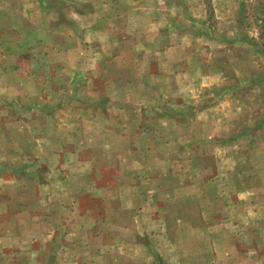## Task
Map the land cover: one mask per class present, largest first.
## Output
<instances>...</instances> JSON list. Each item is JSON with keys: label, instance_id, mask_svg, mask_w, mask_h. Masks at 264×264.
<instances>
[{"label": "rangeland", "instance_id": "obj_1", "mask_svg": "<svg viewBox=\"0 0 264 264\" xmlns=\"http://www.w3.org/2000/svg\"><path fill=\"white\" fill-rule=\"evenodd\" d=\"M96 1L78 48L0 0V213L56 234L31 264H264V0H123L119 44ZM28 28L67 49L12 53Z\"/></svg>", "mask_w": 264, "mask_h": 264}, {"label": "crops", "instance_id": "obj_2", "mask_svg": "<svg viewBox=\"0 0 264 264\" xmlns=\"http://www.w3.org/2000/svg\"><path fill=\"white\" fill-rule=\"evenodd\" d=\"M33 2L38 3V7L42 12H46L45 14H51L54 17H52L53 21H50L48 24L44 23V28H43V33L46 31H52L54 34L52 35L53 38L63 40L65 38V28L69 27L73 32L71 34V39L74 40L76 46L79 48L80 45L84 46V42L79 39V34L84 33V29L86 31L91 30V31H97L98 29L102 30L100 26L102 25L100 22L102 21V18H100V14L98 13V8L95 7V2L96 0H86V1H80V0H59L56 5H53L52 0H32ZM102 0L100 6L98 7H103L107 8L106 10V19L108 21V27L107 30L108 32V39L107 42L110 44H116L115 40L117 37V43L119 44L120 41H122L123 36L122 34L118 33L121 31V26H120V17L124 16L125 14H128L130 12L134 11V8L130 9H125L121 7L120 4H122L123 0ZM120 3V4H119ZM3 13V11H0V15ZM12 20H17L18 17L16 15H12ZM82 21V22H81ZM85 21V24L83 25ZM124 24V23H123ZM13 28H19L20 30H23L24 28L19 27V25L15 26ZM12 29V28H11ZM18 29V30H19ZM57 29V30H56ZM106 29V28H105ZM25 38H31L30 40L27 41H22L21 43L16 42L12 43L10 45L11 52L17 55L18 54H23L24 51H28V49L33 48L29 54H33L34 49H40L42 52L41 54L43 55H49L47 54L48 52H51L52 54H57L54 51V48L57 49L59 53H62V49H67V43H59L49 41L46 43V40L42 37H37V32L35 28H28L26 31ZM32 40V41H31ZM43 40V42H42ZM67 40V38L65 39ZM55 52V53H54ZM58 53V54H59ZM65 53V50L63 51ZM82 53L76 54L81 56ZM154 54V53H153ZM32 56V55H31ZM78 58V56H77ZM33 60L35 57L33 56ZM80 59V57L78 58ZM77 59V60H78ZM107 60H109V57H106ZM151 61L156 62L155 55L153 57L151 56ZM38 61V60H37ZM149 71H146V74ZM154 74V73H153ZM155 75V74H154ZM153 75V76H154ZM125 121V119H124ZM112 123H114V127L119 125V119L118 120H112ZM117 130V128H114ZM117 132L120 133V131L117 130ZM109 134L103 135L102 138L104 139L105 137H108ZM100 138V137H99ZM105 142V141H104ZM108 142V141H107ZM105 148H107V152L105 153L106 156L110 155L111 152V146L105 144ZM104 150V149H103ZM109 152V155H108ZM112 154V153H111ZM111 156V155H110ZM92 162H95V158L92 157ZM92 169H94L95 165L92 163L91 165ZM92 172V170H91ZM31 211V210H30ZM27 218V216H29ZM26 216V223H35V214L33 215L28 211V215ZM182 217V215H181ZM31 227L27 228V225H25L26 231H28ZM52 230V228H51ZM54 231L51 232V234L47 233V235H44V238L42 240H36L34 234H30V237L28 236V233L26 232L24 240H26V245H20L19 244V229L8 224V217L5 215H2L0 213V264H31L32 261L34 260V255L36 253H46L47 251H44L43 249H36L35 244L36 241H41L45 245H52L55 242L56 239V234L53 233ZM72 237L77 238V235H70ZM68 238V237H67ZM22 240V241H24ZM59 247V248H58ZM63 247V246H62ZM61 246H54V250H50L49 254H58V252L61 251L62 249ZM204 256L207 255L209 257L210 251L206 252L203 251ZM30 261V263H29ZM211 260L208 259V261H203L202 264H207V262H210ZM44 264H68L67 262H52L49 259L44 263ZM75 264V263H74ZM77 264V263H76Z\"/></svg>", "mask_w": 264, "mask_h": 264}, {"label": "trees", "instance_id": "obj_3", "mask_svg": "<svg viewBox=\"0 0 264 264\" xmlns=\"http://www.w3.org/2000/svg\"><path fill=\"white\" fill-rule=\"evenodd\" d=\"M255 23L257 24L258 35L252 41L264 54V13L263 17L256 18Z\"/></svg>", "mask_w": 264, "mask_h": 264}]
</instances>
